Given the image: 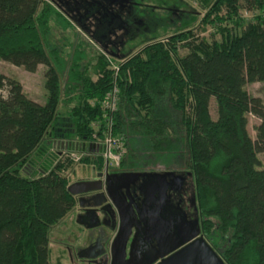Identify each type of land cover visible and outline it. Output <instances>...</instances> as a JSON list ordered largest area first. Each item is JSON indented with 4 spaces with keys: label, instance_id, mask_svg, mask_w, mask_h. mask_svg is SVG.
<instances>
[{
    "label": "trees",
    "instance_id": "trees-1",
    "mask_svg": "<svg viewBox=\"0 0 264 264\" xmlns=\"http://www.w3.org/2000/svg\"><path fill=\"white\" fill-rule=\"evenodd\" d=\"M196 1L205 10L198 23L192 26L197 16L188 13L180 29L154 34L137 52L122 46L113 77L104 55L89 57L84 42L70 51L51 43V18L63 29L62 13L75 19L54 0H0V59L29 72L43 64L47 91L40 104L0 72V264H51L48 231L76 205L65 173L73 162L59 158L37 177L22 168L63 100L72 102L66 115L77 138H90L89 124L101 114L96 101L114 78V131L126 145L116 169L190 172L200 232L210 246L225 264H264V102L246 88L264 82V0ZM207 25L219 38L200 35ZM250 115L259 119L255 138ZM78 163L103 167L100 157Z\"/></svg>",
    "mask_w": 264,
    "mask_h": 264
},
{
    "label": "rangeland",
    "instance_id": "rangeland-1",
    "mask_svg": "<svg viewBox=\"0 0 264 264\" xmlns=\"http://www.w3.org/2000/svg\"><path fill=\"white\" fill-rule=\"evenodd\" d=\"M145 4L137 5L136 12L139 18L144 19V25H139V38L144 35H153L157 33L156 39L164 38L170 33L176 32L181 28L183 20L189 19L187 14L197 16V20L192 23V26L199 22L205 10L200 7L196 0H138ZM148 2V3H146ZM153 4V5H152ZM155 6V7H154ZM175 10V12L173 11ZM58 11V9L56 8ZM61 11V9H60ZM245 17H250V11H241ZM177 14V15H176ZM66 20V28L63 29L56 20L52 19L50 25V40L52 44L67 47L77 42H84L85 46H80L86 51L87 55L92 56L95 51L102 53L104 51L109 58L114 62L121 61L123 56L119 58L111 55L108 51L99 48L93 37L89 36L80 23L72 18L67 17L62 13ZM140 21V20H139ZM63 22V20H62ZM148 23H150L148 25ZM165 29H168L165 32ZM213 33L215 38H219V34L214 32V28L207 25L200 35L209 36ZM135 38H131L128 42L133 43ZM128 44L130 53L137 52L139 48L145 44ZM122 48V47H121ZM186 50L181 49L180 53L184 54ZM105 57V56H104ZM88 58L81 61L82 64ZM46 67L39 64L34 72L25 70L22 66H15L7 61L0 59V72L8 77L18 80L25 93L36 102L43 104L46 100L47 91L45 88L44 72ZM248 92L254 96H260L264 102V82H253L246 85ZM71 103L64 100L57 108L52 126L49 129L48 135L43 139L41 144L32 153L28 162L22 168V172L29 177H37L40 174L48 171V169L56 162L60 156L61 147H66L70 151H80L87 146L86 141L77 138L75 132V120L66 115ZM209 111L211 117H217L216 103L214 98L210 99ZM259 122V119L254 115L249 116L248 128L253 138H255L254 126ZM261 159V167H264V152L259 153ZM97 168L90 164L73 162L65 171L71 182L83 179H92L96 175ZM193 188V187H192ZM193 194V189L190 191ZM101 225L93 228H86L79 223L78 215L75 207L69 211L61 220L50 227L48 231V254L51 264H87L75 255L83 248H86L90 242H95L101 229Z\"/></svg>",
    "mask_w": 264,
    "mask_h": 264
},
{
    "label": "water",
    "instance_id": "water-1",
    "mask_svg": "<svg viewBox=\"0 0 264 264\" xmlns=\"http://www.w3.org/2000/svg\"><path fill=\"white\" fill-rule=\"evenodd\" d=\"M176 172L172 170L117 171L113 174L106 173L103 177L100 175L95 179L77 180L67 186L68 191L74 196L96 192V195L102 197V200L97 201L96 205H100L107 200L104 191L110 198L111 202L107 205L112 213L114 225L105 228L108 230L104 229V227H107L105 224L98 222L99 216L94 212V209L78 208L76 211L79 223L84 227L103 226L99 230L94 244H99L102 247L103 244L100 243V240L105 243V264H152L157 258H159L157 264H225L200 232L196 206H194L196 213L194 225H191L188 221L187 223L181 222L186 213L181 205H175L170 201V197L166 192L167 187L174 179L178 182L184 180V176ZM187 173L192 176L190 172L187 171ZM130 186H134L136 192L143 194V196L151 195L153 201H155L152 204L153 212L158 214V218L148 223L144 234H139L137 229L133 228L132 219L130 218V214H132L136 216V221L142 220L140 209L135 207L132 202L129 192ZM122 188V193L117 192L118 189L121 190ZM118 195L121 196V199ZM191 201L195 205L194 192L191 195ZM79 205H82V203L79 202ZM101 209L103 210V206H101ZM106 212L109 215L107 210ZM90 213L94 215L90 217L88 215ZM179 217L180 221L178 223L177 219ZM150 227L151 230H149ZM171 228L174 234L159 235L150 233L153 230L165 233ZM100 235L102 239L98 238ZM150 239L153 242L151 247L153 250L158 251V255L151 260H136V256H140L145 253V250H149L148 241ZM173 239L176 240L173 241ZM171 244L172 246L168 249H163ZM94 247L92 246V248ZM169 252L171 253L167 255ZM100 253L103 252L100 251ZM78 256L83 257L84 255L78 254Z\"/></svg>",
    "mask_w": 264,
    "mask_h": 264
},
{
    "label": "flooded vegetation",
    "instance_id": "flooded-vegetation-1",
    "mask_svg": "<svg viewBox=\"0 0 264 264\" xmlns=\"http://www.w3.org/2000/svg\"><path fill=\"white\" fill-rule=\"evenodd\" d=\"M54 1L75 17V19L85 29L87 34L92 35L97 40L96 43L99 44V48L102 47L103 49H108L109 53L114 57H118L121 47L126 44L136 45L145 41H146L145 44H147L155 40V38L153 37L154 34L153 35L146 34L143 37L139 38V33H140L139 25L141 24L144 25V19L139 18L137 16V12L135 9L137 5H142L145 3L139 2L138 0H54ZM149 24L150 23H148V25ZM131 38H135L133 40V43L128 42V40ZM117 171H122V169H115L113 171H107V172H103L102 170L98 169L96 175L93 176L92 179H95L100 175H102L103 177L104 174L106 173L113 174ZM177 172H187V171H177ZM181 175L184 176V174ZM191 190H192V186L189 185L185 179L181 182H178L177 180L174 179L167 187L166 192L169 195L171 202H173L175 205L179 204L183 207L186 216L185 218L181 219V222L187 223L188 221L191 225H194V220L196 219V213L194 211L195 205L191 201V195H192L190 194ZM122 191L123 188L121 190L119 189L117 190V192L119 193H122ZM104 192L107 196V200L101 203L100 205H96V203L97 201L102 200V197L96 195V192H88L75 196L76 205L74 207H75V211H77L78 208L94 209V212L99 216V219L97 218L98 222H102L107 226L104 227L105 229L112 227L114 225V220L112 218V213L110 211V208L107 205V203L111 202L110 198L108 197L106 191ZM129 192L131 194L133 204L135 205V207L139 208L142 213L141 221H136V216L130 214V218L132 219V223H133V228L137 229V232L139 234L140 233L144 234V232L148 227V223L150 221L153 222L154 219L156 220L158 218V214L156 212H153L154 208L152 204L155 201H153L151 195L143 196V194H139L138 192H136L134 186H130ZM119 198L121 199V196H119ZM79 202H81L82 205H79ZM101 206H103V210L101 209ZM106 210L108 211L109 215L107 214ZM88 215L92 217L94 214L90 213ZM177 221L179 223L180 217L177 219ZM151 229L152 228L150 227L149 230ZM169 230L165 233L164 232L159 233L158 230H153L150 231V233H156L159 235L168 234V233L174 234L172 228ZM98 238L102 239L101 235ZM174 240L176 239H173V241ZM94 243L95 242H90L87 245V247L81 249L78 254L84 255L83 257H81V259L85 261L87 264H105V256H104L105 243H103L102 240H100V243L103 244L102 247L99 244L95 245ZM152 243L153 242L150 239V241H148L150 252L149 250L147 251L145 250V253H143L140 256H136V260L138 261L151 260L158 255V251L152 249L151 247ZM92 246L95 247L92 248ZM171 246L172 244L168 245V247H165L163 249L166 250ZM100 251H102L103 253H100ZM170 253L171 252H169L167 255H169ZM75 256L79 257L77 254ZM158 262H159V258L155 259V261L152 262V264H157Z\"/></svg>",
    "mask_w": 264,
    "mask_h": 264
},
{
    "label": "built area",
    "instance_id": "built-area-1",
    "mask_svg": "<svg viewBox=\"0 0 264 264\" xmlns=\"http://www.w3.org/2000/svg\"><path fill=\"white\" fill-rule=\"evenodd\" d=\"M101 52L108 62V67L113 72V77H115L119 70L118 63H114L104 51ZM118 102L119 87L114 78L113 84L105 96L96 101L101 114L89 124L92 128L91 137L82 140L88 143L87 146L74 152L66 147H61L60 156L57 159L68 157L72 162L78 163L84 157H100L103 161V167L100 170L103 172L115 170L126 152L124 135L114 131V113L117 110ZM94 103L95 101H91V104Z\"/></svg>",
    "mask_w": 264,
    "mask_h": 264
},
{
    "label": "crops",
    "instance_id": "crops-1",
    "mask_svg": "<svg viewBox=\"0 0 264 264\" xmlns=\"http://www.w3.org/2000/svg\"><path fill=\"white\" fill-rule=\"evenodd\" d=\"M176 173H180V174H184V179L187 181V183L189 185H191L193 187V178L191 175H189L187 172H176ZM187 173V174H186ZM193 189V188H192ZM184 210V209H183ZM82 225V224H81ZM84 226V225H82Z\"/></svg>",
    "mask_w": 264,
    "mask_h": 264
}]
</instances>
